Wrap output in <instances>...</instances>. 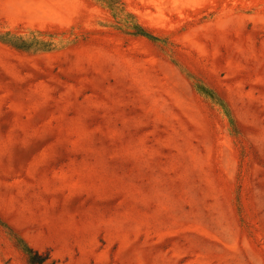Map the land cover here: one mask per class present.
<instances>
[{"label": "rangeland", "instance_id": "rangeland-1", "mask_svg": "<svg viewBox=\"0 0 264 264\" xmlns=\"http://www.w3.org/2000/svg\"><path fill=\"white\" fill-rule=\"evenodd\" d=\"M113 1L0 0V264H264V0Z\"/></svg>", "mask_w": 264, "mask_h": 264}, {"label": "trees", "instance_id": "trees-1", "mask_svg": "<svg viewBox=\"0 0 264 264\" xmlns=\"http://www.w3.org/2000/svg\"><path fill=\"white\" fill-rule=\"evenodd\" d=\"M102 3H109L110 6H112V8H116L117 9V5L115 4V2L113 0H99ZM28 252V257H29V261L32 264H42L44 263L47 259L48 256L47 255H42L39 254L38 252H34V250H32L31 248L26 249ZM34 252V254H32Z\"/></svg>", "mask_w": 264, "mask_h": 264}]
</instances>
